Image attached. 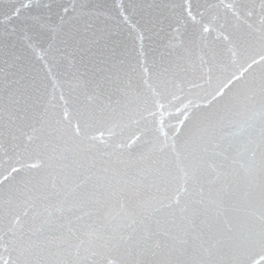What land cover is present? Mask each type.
<instances>
[{"label": "snow or ice", "instance_id": "1", "mask_svg": "<svg viewBox=\"0 0 264 264\" xmlns=\"http://www.w3.org/2000/svg\"><path fill=\"white\" fill-rule=\"evenodd\" d=\"M0 264H264V0H0Z\"/></svg>", "mask_w": 264, "mask_h": 264}]
</instances>
